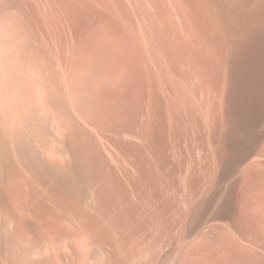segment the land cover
Returning <instances> with one entry per match:
<instances>
[{
    "label": "rangeland",
    "instance_id": "1",
    "mask_svg": "<svg viewBox=\"0 0 264 264\" xmlns=\"http://www.w3.org/2000/svg\"><path fill=\"white\" fill-rule=\"evenodd\" d=\"M15 1L19 13L4 12L0 5V56L2 25L17 26L30 45L26 55H35L55 68L71 100L85 93L101 110L94 115L98 124L104 116L112 118L106 123L111 129L105 134L106 145L122 164L110 159L109 166L125 191L116 198L104 195L102 173H91L88 182L78 174L80 158L71 129L48 99L43 110L30 107L21 111L19 106L13 117L17 125L14 138L10 140L5 131L3 140L0 138V252L7 264H80L83 249L93 237L88 232H70L63 244L54 243L49 236L67 225L52 217H43L41 222L23 217L12 204L10 190L30 204L32 211L37 201L29 179L11 175L14 160L43 186H55L80 198L92 210H111L107 222L96 227L98 242L88 264H167L170 250L164 221L180 204L188 217L201 216L204 223L202 231L197 230L196 242V248L202 250V264H264V241L258 240L264 238V211L260 209L264 192L247 186L235 189L232 182L243 175L242 161L252 164L251 169L264 165V0H214L220 20L219 28H214L219 39L212 43L205 33H198L209 21L203 19L199 25L185 22L186 0ZM149 15L163 19L156 21L165 32L162 55L149 34ZM126 27L139 31L167 97L173 99L178 93L185 104L172 127L162 124L158 112L150 113V135L158 134L161 146L159 168L154 164V152L141 149L143 116L135 112V104L145 102L152 77ZM183 28L199 35L186 46L188 34ZM173 30L184 34L168 40ZM15 69L17 82H21L20 102L31 87L22 62ZM78 119L96 141L92 124ZM119 129L131 130L134 136H114L112 131ZM131 184L136 186L132 189ZM236 191L240 194L237 203L243 205L239 212L249 217L242 228L254 240L233 241L226 215L210 217L213 209L226 208ZM108 228L112 232H102ZM210 237L213 240L206 241ZM186 246L194 250V243Z\"/></svg>",
    "mask_w": 264,
    "mask_h": 264
},
{
    "label": "bare ground",
    "instance_id": "2",
    "mask_svg": "<svg viewBox=\"0 0 264 264\" xmlns=\"http://www.w3.org/2000/svg\"><path fill=\"white\" fill-rule=\"evenodd\" d=\"M0 1H1V4H0L1 8L4 12L14 10V11H18L19 13V8L15 0H0ZM104 1L110 2L111 0H104ZM184 6L186 7L185 12H184L185 22L192 21L193 24L194 23L198 24V22H200L201 20L203 21V19H205V21L206 20L209 21L206 24V29L201 32L199 31L198 33L199 34L202 33L203 35L205 33L206 39L210 43H212L215 39H219V34L214 28H215V25H218V28H219L220 14L217 11L214 0H186ZM173 9L176 11L175 7H173ZM19 18H20V15H19ZM146 20L148 21V24H149L148 25L149 34L151 35L152 38L155 39V41H157L156 51L158 52L159 55H162L165 48H164L163 43L161 42V38L162 37L164 38L165 32H162L161 29L158 28L160 25L158 24L159 25L158 26L156 24V21L159 22V21H162L163 19L160 17L157 18L155 16L149 15L148 17H146ZM2 26L4 30L3 32L4 37L2 38L4 47L2 50V55L0 56V138L1 139L3 138L4 131L6 132V135L9 136L10 140L14 138L13 133H15L14 129L17 127V125L15 126L16 120L13 119V117H14V114L16 113L15 110L19 106H20L19 109L21 111H24L25 109L27 111V109L30 107H37L43 110L45 107H47L46 106L47 103L45 102V99L46 100L48 99L54 111L57 114L61 115V118L65 120L64 123H67V125L71 129L70 137L74 142L73 144H75L76 146L77 153H78L77 155H79V158H80V160H78L79 173L78 172L77 173L81 175V177L85 179L86 182H88L87 179L91 173H94L96 175L97 174L99 175L102 173L104 180H102L100 184L101 192L104 195L109 193L108 195L111 194L115 198L118 197L119 194L122 195V193L125 191V188L123 187V184H121L120 181L115 176L116 174L114 175L111 167L109 166V160L113 159L118 166L121 165L122 163H118V161L115 160V158L112 156V153L109 151L106 145V138H105V134H108L111 132L109 125L106 123L110 122L109 121L110 119L112 121V118H108L104 116L103 117L104 119H102L100 121V124H98V121L94 118V115L95 113L97 114L98 111H101V110L100 108L98 109V106L91 99V97L85 93H82V94H79L75 98V100H71L70 97L68 96V93L65 89V86L63 84V81H62V78L59 72L55 68H52V66L46 61H44L43 59L35 55H29V56L26 55V53H29L26 51L30 45L28 46L27 40L24 37L25 35L24 34H23L24 36L22 35V31L19 28H17V26L16 28H12V29L9 28L7 25H2ZM183 32L185 34H188L187 35L188 42L186 43L184 42L185 46L187 43L188 44L193 43L194 41L193 37H196V35H198V33H192L186 28H183ZM126 33L134 41L136 49L140 57L142 58V61H145L146 63L147 72L152 77L151 87H149V93L145 97V102H140V104H137V105L135 104L136 106L135 112L140 113L143 116L142 122H141V132H140V137L143 139V144H142L141 149L146 148L147 150H151L154 152V164L159 168L163 162V160L160 158L161 148L159 147L161 146L158 145V142H159L158 134L154 136L150 135L151 127H149V121H148V118L151 117L150 113L158 112L161 116L162 124L167 125L168 127H172L173 125L178 123L180 108L182 105H185V104H183L180 101L179 99L180 95L178 93H176V96L173 99H169L167 95L164 93V89L158 80V77H159L158 73L150 65V58L148 56L145 44L142 41L139 31L133 27H126ZM169 33L170 34L167 35L168 40L170 37H176V36L182 37V35H180L182 33L178 30H173L172 32L170 31ZM24 54L26 56H24ZM17 59H19V61H16ZM17 62H22V64L24 65L26 73L29 77L27 75L25 76L28 77V82L30 83V87H31L30 88L31 91L29 92V94H26L28 95L27 98L26 99L24 98L20 102H19L20 88L18 87L19 86L18 83L20 81L17 82L18 78L16 77H17L18 72L16 73V69H15ZM179 89H180V86L177 85L176 92H178ZM22 98L23 97H21V99ZM74 114L76 117L74 116ZM77 117L80 118V120H84L86 123L85 122L83 123L85 124L87 123L92 124L93 128L95 129V133L97 135L96 141L90 138L91 135H89V133L85 131L82 125H79V122H78L79 119ZM76 119H78V121ZM112 132L113 134H115L114 136L116 137L134 136V133L131 130L124 131V129H119V130H114ZM89 138H90V141H88ZM1 139H0V142H1ZM10 158L8 159L11 160ZM15 163L16 162L14 160L13 161V171L11 175L21 176V177H25L29 179L30 186L33 192L32 194L34 195L37 201V208L35 207L36 209L32 211L30 209L31 208L30 204L28 206L27 204L23 203L21 200L22 198L20 199L18 195L14 192V190L8 189L10 190V196H11L12 204L14 205V207L20 212V214L23 217L27 218L28 216H32V218L34 217L33 219H36L38 222H41L44 219L43 217H52L53 219L67 225V227H65L57 235L52 236L49 233L50 235L49 238L54 243L62 241V243L61 242L60 243L63 244L64 242L63 240L66 237H68L70 232L92 233L93 237L91 238L89 243L87 245H85L86 243L84 244L85 245L83 249L84 256L81 261L82 264H88L92 248L94 247L96 242H98L97 240L99 236L97 237L95 234V230L98 229L96 227L98 224H100V222L103 223L106 221V217L109 216L108 214L111 213L110 212L111 210H108V209L92 210L80 198L79 199L73 198L69 196L68 193L62 192L60 189H56L55 186H54V189H52L51 186L50 187L43 186L41 182L38 181L39 180L38 178H33V176H31L30 173L28 174L26 172L27 170H24L23 166L17 163L15 164ZM36 176L38 177V174ZM130 186L133 189L136 185L131 184ZM111 207L112 206H110V208ZM110 229L111 228H108L105 230L103 229L102 232L108 231L109 233ZM43 230L45 229L43 228ZM110 231L112 232V230ZM23 232L24 231H22V233ZM30 232L31 231H28V233ZM99 234L100 233H98L97 235ZM23 235L27 236L28 234L26 232V234L23 233ZM7 262L8 261L6 260V257L3 255V252H0V264H7ZM19 264L21 263L19 262Z\"/></svg>",
    "mask_w": 264,
    "mask_h": 264
},
{
    "label": "crops",
    "instance_id": "3",
    "mask_svg": "<svg viewBox=\"0 0 264 264\" xmlns=\"http://www.w3.org/2000/svg\"><path fill=\"white\" fill-rule=\"evenodd\" d=\"M241 168L243 175L232 181L235 189L247 186L264 192V165L259 169H251L252 164L242 161ZM239 197L240 194L238 195L236 191L230 198V204L218 211L213 209L210 212V217L226 215L230 231L235 236L233 241L245 242L254 240L242 228L245 225V219H249V217H245L246 215L239 212L240 209H243V205L241 206L237 203ZM260 209L264 211V201ZM224 211H226V214H224ZM262 218H264V215ZM203 224L201 216L199 219L188 217L185 206L181 207V204L177 209L173 210L172 214L164 221L165 243L170 250L167 264H202V250L196 248V242L199 240L197 230L199 232L202 231ZM212 240L213 237L206 239V241ZM258 240L264 241V238H259ZM186 243H194V250L187 249Z\"/></svg>",
    "mask_w": 264,
    "mask_h": 264
}]
</instances>
